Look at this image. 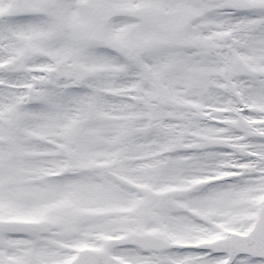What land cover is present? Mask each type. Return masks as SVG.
<instances>
[{
    "label": "snow or ice",
    "instance_id": "6c2138e0",
    "mask_svg": "<svg viewBox=\"0 0 264 264\" xmlns=\"http://www.w3.org/2000/svg\"><path fill=\"white\" fill-rule=\"evenodd\" d=\"M0 264H264V0H0Z\"/></svg>",
    "mask_w": 264,
    "mask_h": 264
}]
</instances>
